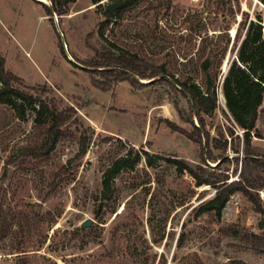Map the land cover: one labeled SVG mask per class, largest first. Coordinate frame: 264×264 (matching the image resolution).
I'll use <instances>...</instances> for the list:
<instances>
[{"label":"rangeland","instance_id":"374dc122","mask_svg":"<svg viewBox=\"0 0 264 264\" xmlns=\"http://www.w3.org/2000/svg\"><path fill=\"white\" fill-rule=\"evenodd\" d=\"M108 1L101 2L104 6ZM151 2L146 0L112 22L106 36L118 46L156 61L169 51L175 52L177 63H181L199 46V40H194L193 48L179 39L187 32L184 17L190 12L201 14L213 28L229 25L232 39L238 26L235 19L239 21L241 16L231 9L236 10L239 4L252 18L260 15L264 22V0H228L222 9L209 0H172L169 12L148 7ZM97 4L76 0L67 14L51 17L42 1L0 0V51L6 69L20 77L39 100L54 96L63 105L74 107L77 118L64 127V134L47 156L36 157L24 151L26 145L37 141L33 105L18 101L24 108L21 113L16 106L0 104V208L6 214L25 209L40 220L22 231L17 225L11 228L0 241V264H25V256L28 264H137L129 258L134 249L128 238L112 235L116 226L124 228L125 223L132 224L133 236L149 240L146 253L150 262L155 257L152 264H157L162 254V264H264V215L248 197L240 192L232 195L220 218L212 213L197 216L193 207L213 196L215 187L196 186L188 171L177 170L169 161L181 158L193 167L202 165L209 170L221 161L206 157L203 163L202 151L205 149L206 156L208 152L206 139L203 137L201 149L171 125L192 130L174 105V98L179 99L189 114L187 99L175 94L171 84L159 77L145 79L151 81L140 88L129 80L114 81L108 90L96 85L95 80L102 78L90 71L104 68L88 63L96 60L106 45L97 31L102 19ZM232 47L230 44L221 66V80L236 57L238 47ZM196 59L194 55L193 61ZM221 98L219 95V105L223 106ZM193 121L199 125L196 117ZM205 121L202 132L214 139L212 151L230 158L221 170L229 174V181L238 179L243 141L230 138L226 131L229 122L220 108L212 117L205 116ZM257 132L260 137L254 136L252 145L263 157L264 105ZM84 139L88 148L79 156ZM236 146L239 153L232 149ZM132 148L139 151L140 160L132 168H123L107 198L101 197L105 171ZM144 151L153 158V165H148ZM257 192L264 208V188ZM96 204H105L104 209L107 204H117V211L105 214L101 221L94 214ZM152 213L157 219L168 214L166 236L160 244L151 241L148 218ZM87 219L93 220L92 225L82 227ZM182 234L184 244L178 247Z\"/></svg>","mask_w":264,"mask_h":264},{"label":"trees","instance_id":"16d2710c","mask_svg":"<svg viewBox=\"0 0 264 264\" xmlns=\"http://www.w3.org/2000/svg\"><path fill=\"white\" fill-rule=\"evenodd\" d=\"M98 3L101 8L102 19L98 23V34L103 41L106 42L101 52H98V58L89 66L104 68L90 71L100 74L102 80L96 81L103 90H108L111 83L116 81L129 80L135 87H145L148 84L141 80L159 77V80L171 84L175 94H180L187 99L189 114L180 105L179 99L174 98V105L181 118L185 119L192 125L190 132L180 128L171 122V125L178 131L185 134L189 139L197 142L201 149L203 146V137L206 139L207 156L202 151V161L205 159L217 162L220 161L212 170L204 168L202 165L196 167L191 166L184 159L171 158L177 170L188 171L195 179L196 186L212 185L216 191L210 198L201 200L193 207L197 216L212 213L217 218L222 216V212L229 202L232 195L240 192L248 197L255 205L256 210L264 215V208L258 196V190L264 188V156L259 157L252 145L254 136L260 137L257 132V122L260 115L261 107L264 105V38L263 26L261 24L262 17L256 15L252 18L248 11L241 10L239 7L234 10L236 15L241 18L235 19L238 22L236 33L232 39L230 34V26H220L213 28L211 22L205 21L198 12H190L184 17V21L188 23L187 32L179 35V39L195 47L194 40H199V46L194 52H190V56H186V60L177 63L176 53L166 51L160 57V61H156L151 56L140 54L138 51H132L118 46L115 42L106 36V30L114 21L121 20L128 11L137 8L139 4L146 0H109L104 6L102 0H92ZM215 3L217 9L226 6L228 0H209ZM263 1V0H261ZM49 3H43L48 15L52 17L54 13L58 15L67 14L70 6L76 0H49ZM100 2V3H99ZM172 0H152L151 5L155 10L166 9L170 11ZM211 30L214 32L211 33ZM244 30V33H243ZM159 38V36H155ZM230 44L237 48L236 57L233 58L228 67L227 73L223 80L221 77V66L227 54ZM166 46L162 47L165 50ZM194 53V54H193ZM197 59L193 61V56ZM188 57V58H187ZM225 97V107L219 105V89ZM24 104L33 105L32 109L36 111V128L37 141L24 147V151L36 157L47 156L58 143L60 137L64 134V127L75 118L76 110L72 106H65L60 100L54 96H47L44 100L34 95L22 79L12 73L5 67V58L0 51V104H9L11 107L18 108L23 113L24 108L18 101ZM38 105V107H37ZM220 108L229 125L227 133L232 140L243 141V157L242 168L238 179L229 181V174L221 170V166L230 161L225 155L215 154L211 145L214 139L210 138L206 131L203 136V127L206 125L205 116L212 117L216 110ZM199 120V125H195L193 118ZM220 134L224 136L225 131L219 127ZM225 138V137H224ZM223 148L228 147V140L225 139ZM88 140L84 139L81 143L79 156L83 155L88 148ZM215 146V145H214ZM217 149L220 146L216 143ZM226 147V148H225ZM235 153H239L238 146L233 147ZM148 165H153V158L149 156L147 151ZM134 154V158L130 155ZM161 157V156H160ZM139 151L134 148L130 149L127 155H122L114 160L104 173L103 188L101 197L107 198L108 193L113 188V181L119 175L120 171L125 167H134L140 160ZM239 158H236V161ZM183 203V202H182ZM96 204L94 214L99 220L105 219V214L115 213L117 204ZM183 205V204H180ZM30 211L22 209L12 214H6L3 208H0V241L7 235L14 225L22 231L40 220H35V215L29 214ZM118 215V213H117ZM40 217V216H38ZM168 214L165 213L162 218L157 219V214L152 213L148 218V225L152 234L151 241L154 244L163 242L166 236V222ZM34 221V222H33ZM124 229V230H123ZM121 231H127L121 235ZM134 233L132 224L125 223L124 228L116 226L112 232L113 237L123 236L128 238L133 245V251H130V259L136 261L137 264H152L155 262L149 259L146 253L147 247L150 246L149 240L142 235ZM136 233V232H135ZM144 247L141 251L137 244ZM184 236H180L177 240V246L183 247ZM52 250L56 247L50 246ZM131 248V247H130ZM24 252L25 250H19ZM25 255V254H24ZM157 264H162L161 258ZM25 258V259H24ZM23 261L28 264L25 256ZM165 264V263H163Z\"/></svg>","mask_w":264,"mask_h":264},{"label":"water","instance_id":"95a60500","mask_svg":"<svg viewBox=\"0 0 264 264\" xmlns=\"http://www.w3.org/2000/svg\"><path fill=\"white\" fill-rule=\"evenodd\" d=\"M38 1H42V2H45V3H48L47 1H43V0H38ZM228 67H229V65H228ZM228 67H227V70H228ZM227 70H225V73H227ZM226 75V74H225ZM225 77V76H224ZM224 77H223V79H224ZM143 83H148V82H150L151 80H141ZM221 96H223V93H222V95ZM92 223H93V220L92 219H87V220H85V221H83L82 222V227H88V226H90V225H92Z\"/></svg>","mask_w":264,"mask_h":264},{"label":"built area","instance_id":"2783aa9c","mask_svg":"<svg viewBox=\"0 0 264 264\" xmlns=\"http://www.w3.org/2000/svg\"><path fill=\"white\" fill-rule=\"evenodd\" d=\"M262 25H263V38H264V22L263 23H261ZM219 95L221 96L222 95V89L220 88L219 89Z\"/></svg>","mask_w":264,"mask_h":264},{"label":"crops","instance_id":"0c3cea01","mask_svg":"<svg viewBox=\"0 0 264 264\" xmlns=\"http://www.w3.org/2000/svg\"><path fill=\"white\" fill-rule=\"evenodd\" d=\"M222 97H223V98H221L222 101H223L222 103H223V106L225 107V105H226V104H225V97H224V95H223Z\"/></svg>","mask_w":264,"mask_h":264},{"label":"bare ground","instance_id":"6f19581e","mask_svg":"<svg viewBox=\"0 0 264 264\" xmlns=\"http://www.w3.org/2000/svg\"><path fill=\"white\" fill-rule=\"evenodd\" d=\"M43 1H47V0H43ZM226 70V69H225Z\"/></svg>","mask_w":264,"mask_h":264}]
</instances>
